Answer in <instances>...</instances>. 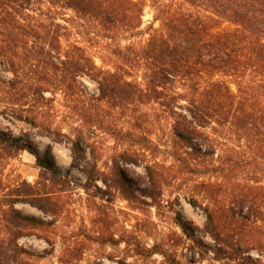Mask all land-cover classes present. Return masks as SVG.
Returning <instances> with one entry per match:
<instances>
[{"label": "trees", "instance_id": "trees-1", "mask_svg": "<svg viewBox=\"0 0 264 264\" xmlns=\"http://www.w3.org/2000/svg\"><path fill=\"white\" fill-rule=\"evenodd\" d=\"M184 3L199 8L206 5L213 11H190ZM67 10L108 32L122 30L134 36L141 31L140 0H0V117L10 124L22 122L36 129L34 133L14 134L0 128V264H23L19 259L23 255L43 256L19 244L24 236L42 238L53 247L52 240L37 230L55 223L63 191L55 187L65 182L69 170L63 173L57 167L52 143L66 137L70 167L80 170L88 180L95 179L96 165L89 161L90 145L82 132L90 122L86 110H76L74 115L81 124L73 134L61 133L44 118L52 101L46 93L60 91L74 101L85 93L80 77L97 84L96 100L114 106H160L172 121V134L178 143L173 157L177 161L188 159V166L217 168L225 175L236 173L240 161L229 159L228 154L237 150L232 147L230 152L227 141L247 149L249 156L243 162L253 168L254 176L235 195L238 211L230 212L232 206L219 204L212 198V183L202 182L208 198L206 204H200L205 216L203 230L215 240L217 259L235 261L238 249L220 241L223 218L239 216L264 233V202L255 195L256 190L264 193L255 180L257 173L264 174V0H173L159 4L155 15L158 26L145 29L144 43L118 49L125 65L138 74L135 76L122 65L113 70L98 67L74 41L63 45L69 32L62 23ZM220 19L229 21L233 28L218 30ZM35 135L49 138L50 143L40 150ZM23 150L34 156L40 175H51L49 187L40 181L32 185L19 174L6 172L8 160ZM115 167L123 173L117 162ZM144 169V184L151 188L158 182L155 167L147 164ZM216 183L218 188L223 186L221 181ZM143 195L153 199L152 192L145 190ZM189 203L197 206L196 200ZM19 204H27L50 219L26 214ZM176 219L183 234L194 240L192 224L179 212ZM250 243L253 248L249 247L264 257L262 242ZM246 259L264 264L249 255Z\"/></svg>", "mask_w": 264, "mask_h": 264}, {"label": "rangeland", "instance_id": "rangeland-1", "mask_svg": "<svg viewBox=\"0 0 264 264\" xmlns=\"http://www.w3.org/2000/svg\"><path fill=\"white\" fill-rule=\"evenodd\" d=\"M140 1L143 3L141 31L134 36L121 33L122 30L108 32L95 22L79 19L72 11H65L66 22L62 23L67 25L69 32L63 45L74 41L98 67L113 70L122 65L132 73L118 49L130 43L143 44L147 38L145 29L150 25L158 26L155 15L159 4L173 0ZM183 6L201 14L213 11L206 5L199 8L184 3ZM217 27L225 30L233 25L220 19ZM133 75L138 74L133 72ZM79 80L85 93L74 101H69L60 91L55 95L46 93L52 101L45 109L44 118L61 133L73 134L74 128L81 124L74 115L76 110H86L90 122L83 126L82 132L90 145L89 161L96 165L95 179L88 180L80 170L70 167L66 137L59 143H52L57 167L63 173L69 170L65 182L55 187L63 190L59 195L55 223L37 230L52 240L53 247L34 235L21 237L20 245L43 254L42 257L20 256L23 264H252L246 259L248 255L264 263V257L252 249L250 243L260 240L264 252V233L241 217L223 218L219 224L220 241L230 249H238L235 261L217 259L215 240L203 230L205 216L200 204H206L208 198L202 182L213 184L210 188L212 198L219 204L232 206L230 212L238 211L235 195L242 189V184L250 182L247 179L254 176L253 168L243 162L249 156L245 147H235L227 141L230 152L232 147L237 150L228 154L229 159L240 161L236 173L225 175L219 174L217 168L204 170L188 166V159L177 161L173 157L178 143L172 134V121L160 106L135 103L114 106L96 100L99 93L94 81L87 77ZM0 128L10 129L14 134L36 131L22 122L10 124L1 117ZM34 140L40 150L50 143L49 138L38 135ZM233 142L238 144L234 136ZM116 162L121 166L122 174L115 167ZM147 164L154 165L158 178L151 188L144 184L147 181L144 166ZM6 172L19 174L32 185L39 181L47 187L51 185V175L47 172L40 175L34 156L26 150L8 160ZM255 180L258 181L256 185L264 187L263 173H257ZM220 181L223 186L218 188L216 182ZM251 184L255 183L251 181ZM145 190L152 192L153 199L143 195ZM255 195L258 201L264 202L262 190H256ZM191 200H196V207L191 206ZM18 207L26 214L50 219L27 204ZM178 212L192 224L194 240L188 239L178 226Z\"/></svg>", "mask_w": 264, "mask_h": 264}]
</instances>
